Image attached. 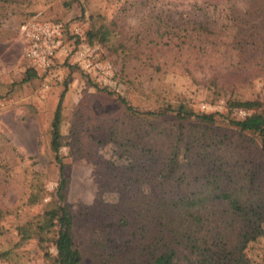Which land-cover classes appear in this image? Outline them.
<instances>
[{
    "label": "rangeland",
    "instance_id": "obj_1",
    "mask_svg": "<svg viewBox=\"0 0 264 264\" xmlns=\"http://www.w3.org/2000/svg\"><path fill=\"white\" fill-rule=\"evenodd\" d=\"M30 21H60L68 34L51 70L22 82L31 67L21 31ZM92 25L104 27L108 41L90 44ZM62 94L59 158L82 264H98L84 247L114 232L103 222L110 210L135 209L152 195L202 193L213 180L245 187L264 211L260 138L222 119L203 124L167 111L184 105L238 119L248 112L230 110L229 101L264 106V0H0V253L9 252L0 264H50L46 255L55 256V230L16 245V228L55 200L51 124ZM118 98L164 114L132 115ZM32 186L42 190L34 205ZM200 215V235L264 264V221L252 232L226 203L207 204ZM114 233L129 253L141 242L131 229Z\"/></svg>",
    "mask_w": 264,
    "mask_h": 264
},
{
    "label": "trees",
    "instance_id": "obj_2",
    "mask_svg": "<svg viewBox=\"0 0 264 264\" xmlns=\"http://www.w3.org/2000/svg\"><path fill=\"white\" fill-rule=\"evenodd\" d=\"M86 35L90 44L94 42L103 44L109 39L108 31L104 27L93 25ZM36 76L37 72L33 68H28L22 82H28ZM117 100L132 115L154 118L164 114L155 111H138L125 99L118 98ZM62 101L63 94L57 103L51 124L50 148L60 169L55 200L41 215L17 226L19 240L16 245L34 238L44 241V236L55 230V256L46 255L50 258V264H82V252L76 247L74 241V216L66 202L67 181L63 176V165L59 158ZM227 106L230 110L243 109L248 114L238 119L224 116L221 113L196 114L184 105L175 108L167 107V111L174 114L177 119L184 121L195 119L203 124H213L218 119L227 121L229 126L240 132L257 135L264 151L263 104L259 101L232 100L227 103ZM32 189L35 191L30 193L27 203L34 205L41 200L42 190L38 186H32ZM244 192L245 187L243 186L235 185L232 188L210 180L205 183L202 193L168 197L152 195L142 204L136 203L135 209L129 208L128 211H123L116 207L109 211L112 213L109 215L111 218L103 221L106 227L113 229L116 233L131 229V235L134 238L140 237L141 242L136 244L132 248L133 251L129 253L126 248L128 242L126 244L116 243V238L113 236L115 233L105 231L104 243L99 246L101 241H98L92 244L93 247H84V255L88 254L98 264H180L182 257L190 261L189 264H247L242 256L235 257V251L225 252L224 245L219 248L220 244H215L211 237L200 235L199 228V224L205 221L201 218L200 210L204 209L207 204L226 203L234 213L243 217L250 225L251 231L254 232L255 228L264 221V211L255 202L250 201ZM4 216L5 214L0 210V220ZM1 229L0 225V234ZM249 235V232L245 234V236ZM108 248L111 250L110 254L107 253ZM184 250H187L188 254L183 255ZM8 253L5 251L0 255L5 256Z\"/></svg>",
    "mask_w": 264,
    "mask_h": 264
},
{
    "label": "built area",
    "instance_id": "obj_3",
    "mask_svg": "<svg viewBox=\"0 0 264 264\" xmlns=\"http://www.w3.org/2000/svg\"><path fill=\"white\" fill-rule=\"evenodd\" d=\"M24 56L34 70H51L59 52H63L68 27L60 21H30L22 28Z\"/></svg>",
    "mask_w": 264,
    "mask_h": 264
}]
</instances>
